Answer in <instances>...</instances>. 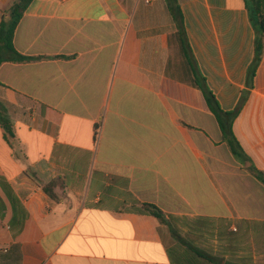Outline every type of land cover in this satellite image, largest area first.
<instances>
[{"label":"crops","instance_id":"1","mask_svg":"<svg viewBox=\"0 0 264 264\" xmlns=\"http://www.w3.org/2000/svg\"><path fill=\"white\" fill-rule=\"evenodd\" d=\"M178 2L189 54L166 0L29 5L14 45L35 59L0 66V264H264V48L251 77L244 0Z\"/></svg>","mask_w":264,"mask_h":264},{"label":"trees","instance_id":"2","mask_svg":"<svg viewBox=\"0 0 264 264\" xmlns=\"http://www.w3.org/2000/svg\"><path fill=\"white\" fill-rule=\"evenodd\" d=\"M34 0H13L11 7L4 12L0 23V66L5 62H19L24 63L35 58L26 57L19 53L14 45L15 32L26 12L29 5ZM169 11L178 26L183 47L190 52L188 46L186 30L184 25V17L178 0H166ZM246 8L248 9L250 20L256 32V58L254 65L250 69L251 77L255 75V69L261 59L264 48V0H244ZM190 56V55H189ZM198 85L204 93L206 102L211 112L216 117L222 132V141L227 145L230 152L240 163L250 161L247 154L244 152L240 142L237 140L233 132V123L239 114L236 109L231 112H225L221 109L219 102L214 94L207 88L204 80H198ZM0 123L2 124L6 138L12 140L15 137V132L11 121L7 118L5 113L0 110ZM249 170L253 175L264 183V174L250 166ZM55 184L52 183L45 187L46 193L54 199H58L53 192ZM144 210L150 215L156 217L160 222H164V213L160 208L152 204H144Z\"/></svg>","mask_w":264,"mask_h":264},{"label":"built area","instance_id":"3","mask_svg":"<svg viewBox=\"0 0 264 264\" xmlns=\"http://www.w3.org/2000/svg\"><path fill=\"white\" fill-rule=\"evenodd\" d=\"M155 0H145V2L147 3V4H151V3H153Z\"/></svg>","mask_w":264,"mask_h":264}]
</instances>
